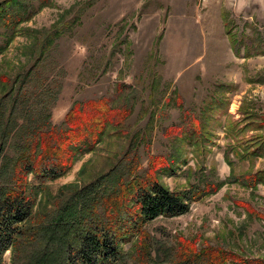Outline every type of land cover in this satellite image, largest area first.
Here are the masks:
<instances>
[{
	"label": "rangeland",
	"instance_id": "374dc122",
	"mask_svg": "<svg viewBox=\"0 0 264 264\" xmlns=\"http://www.w3.org/2000/svg\"><path fill=\"white\" fill-rule=\"evenodd\" d=\"M25 2L31 6L28 20L12 29L0 23L3 154H14L12 140L4 144L1 139L4 127L12 131L25 115L21 101L13 107L17 91L22 102L28 99L36 110L46 106L50 122L60 125L74 101L112 97L117 84H129L135 90L129 134H151L149 148L139 149L143 166L148 153L174 158L173 172L158 173L172 190L193 191L207 182H222L213 193L191 200L186 213L144 224L151 255L162 257L182 245L211 244L264 258V185L251 192L235 179L264 168V155L238 160L230 153L233 167L224 158L229 116L239 120L242 104L264 112V55L244 57L241 47V56H235L228 23L235 36L253 39L264 50V0H249L243 11L234 10L237 0H46V6L39 0ZM223 14L229 19L226 25ZM47 35L51 44L41 55ZM191 116L206 121L207 136L184 137L195 131L187 125ZM242 125L237 124L238 130ZM177 126L181 138L173 137ZM251 134L256 133L246 132ZM240 137H231L232 142H243ZM128 142L129 136L106 135L94 152L81 155L63 175L47 181L50 194L106 171L128 149ZM28 176L32 182L33 175ZM237 200L249 203L262 217ZM133 255L137 260L146 257ZM4 264H15L10 251L4 254Z\"/></svg>",
	"mask_w": 264,
	"mask_h": 264
},
{
	"label": "trees",
	"instance_id": "16d2710c",
	"mask_svg": "<svg viewBox=\"0 0 264 264\" xmlns=\"http://www.w3.org/2000/svg\"><path fill=\"white\" fill-rule=\"evenodd\" d=\"M39 2L48 5L46 0ZM30 8L25 0H3L0 23L12 29L30 18ZM222 17L226 25L229 19L225 14ZM228 25L231 28V22ZM230 28L227 33L235 56H241V47L245 49L244 57L264 55L260 43L253 39L246 42L243 35L235 36ZM53 31L59 36L57 28ZM50 44L47 35L41 44V55ZM250 48L255 49L253 54ZM134 91L131 85L121 83L112 97L76 100L60 125L50 122L46 106L45 110L44 106L36 110L28 99L22 102L19 91L15 93L13 107L21 101L20 111L25 115L23 120L15 121L12 131L4 127L1 135L4 144L12 140L9 146L14 148V154H3L0 148V264H4L6 251H10L15 264H264L263 257H246L211 244L187 248L182 245L162 257L159 253L151 255L144 224L157 217L186 213L191 200L213 193L222 182H207L193 191L172 190L158 173L173 172L174 158L149 157L148 153V164L143 166L139 149L141 145L149 148L151 134L148 130L129 134ZM238 113L239 120L229 116L225 126L230 141L224 158L230 167L234 164L230 153L238 160L264 155V112L242 104ZM188 120L187 125L195 131L184 137L207 136L206 121L192 116ZM239 123L243 125L238 130ZM172 132L173 137L183 136L179 126ZM246 132L256 134L247 136ZM5 134L7 138H3ZM106 135L129 136L130 146L106 171L79 184L60 186L52 196L47 181L63 175L81 155L94 152ZM230 136L244 140L232 142ZM29 174L33 175L32 182L28 181ZM235 179L254 192L259 184L264 185V168L245 171ZM236 204L262 217L246 201L237 200ZM128 242L131 245L126 249ZM132 253L146 257L137 260Z\"/></svg>",
	"mask_w": 264,
	"mask_h": 264
},
{
	"label": "clouds",
	"instance_id": "9594fccd",
	"mask_svg": "<svg viewBox=\"0 0 264 264\" xmlns=\"http://www.w3.org/2000/svg\"><path fill=\"white\" fill-rule=\"evenodd\" d=\"M248 5H249V0H237V7H235L234 10L243 11L246 7H248Z\"/></svg>",
	"mask_w": 264,
	"mask_h": 264
}]
</instances>
